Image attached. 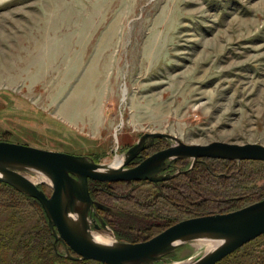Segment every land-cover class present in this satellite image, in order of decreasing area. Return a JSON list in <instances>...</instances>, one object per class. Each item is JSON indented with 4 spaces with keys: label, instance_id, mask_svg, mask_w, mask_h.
Wrapping results in <instances>:
<instances>
[{
    "label": "rangeland",
    "instance_id": "rangeland-1",
    "mask_svg": "<svg viewBox=\"0 0 264 264\" xmlns=\"http://www.w3.org/2000/svg\"><path fill=\"white\" fill-rule=\"evenodd\" d=\"M146 132L188 144L264 145V0H0V140L108 164ZM152 145L157 151L177 141L155 138ZM200 159H172L168 181L179 191H194L199 183L204 201L183 203L149 181L119 192L94 189L95 201L118 210L125 224L159 226L120 239L110 215L107 227L95 226L103 215L94 205L92 232L144 240L166 225L264 196V161ZM202 168L207 174L197 182ZM24 173L52 193L36 180L39 174ZM9 207L0 204V232L11 239L0 247V264H75L56 239L61 256L42 260L27 234L41 214L29 208L20 215ZM200 240L152 264L191 261L206 252ZM18 243L25 249L17 251ZM221 263L264 264V235Z\"/></svg>",
    "mask_w": 264,
    "mask_h": 264
},
{
    "label": "water",
    "instance_id": "water-1",
    "mask_svg": "<svg viewBox=\"0 0 264 264\" xmlns=\"http://www.w3.org/2000/svg\"><path fill=\"white\" fill-rule=\"evenodd\" d=\"M173 138L177 145L157 151L139 164L129 167L142 150L155 138ZM220 158L229 160L264 161V145L212 141L207 144H188L163 132H146L132 145L120 167L96 162L87 155L43 149L27 144L0 140V181L37 199L48 218L56 241L65 243L68 256L74 259L96 260L101 264H152L182 243L194 239L221 241L212 250L191 260L190 264H216L249 241L264 234V199L226 213H213L183 219L155 236L138 242L114 240L103 243L95 240L90 211L95 201L89 181H158L171 178L162 175L167 160ZM41 174L50 180L49 195L24 172ZM78 217L80 222L72 219ZM98 228V224L95 225ZM73 250L77 255L70 254Z\"/></svg>",
    "mask_w": 264,
    "mask_h": 264
},
{
    "label": "trees",
    "instance_id": "trees-1",
    "mask_svg": "<svg viewBox=\"0 0 264 264\" xmlns=\"http://www.w3.org/2000/svg\"><path fill=\"white\" fill-rule=\"evenodd\" d=\"M207 160H217L218 161L220 159H216V158L215 159H209L208 158ZM221 160L228 161L231 163H236V161H234V160H228V159H221ZM200 162H203V161H200ZM199 173H200V176L199 177L196 176V178H195L196 181L198 180L197 182L202 181L201 178L205 174H207V173H205V170L203 168L200 169ZM190 180H192V179H190ZM131 184L132 183H130L129 181H120V182H107V181L95 182L94 181L90 184V188H91V190L94 188V189H96V191H100L103 193H110V192H119V190L123 189V187L125 188L126 185L131 186ZM162 186L166 187L167 190H171L172 196H174V197L178 196L179 200H181V202H183V203L185 202L186 204H190V202L192 200H194L193 203H195V200H203V201L205 200L204 199L205 196L202 193L201 194L199 193V191H200L199 190V183L196 185V188L194 191H192V190L179 191V189L177 190V187L174 185V183H171V181H167V182L165 181V182L161 183V187ZM92 195H93V193H92ZM2 196H6V197H8V199L3 201L1 199ZM263 198H264V196L260 197L259 199H256L253 202H256V201L263 199ZM0 204L5 205V207L11 206L9 208L14 209L15 213L19 212L20 215H22V213H24L26 211H29V208H33L36 213L41 214V222L38 223L36 226H34V228L30 232L27 233L31 236L33 235L32 237H34V238L31 237L30 241L32 242V244L34 243V245L36 246L37 252L41 253L40 257L42 260L48 261V260H52L53 257H54L53 259H55V258L57 259L58 255L61 256V254L57 251V249L54 245L55 237L52 234V231L49 227L48 218L46 216V213H45L41 203L37 199L20 192L19 190H17L15 187H13L12 185H10L8 183L0 181ZM215 204L218 207L223 205L222 202H218ZM248 204H250V203H248ZM248 204H246V205H248ZM246 205H242L240 207L233 208L230 211L237 210V209L242 208ZM230 211H221V213L230 212ZM207 214H211V213H207ZM203 215H205V214H203ZM111 217H112V224L116 226L118 233H119L118 236L120 239L122 237H124L122 233L129 235L130 234L129 232L133 231L132 232L133 235L134 234L146 235V234H148L149 231L152 230V228L159 226L154 222H148V223L146 222V223H143L141 225H137L134 227L131 224H129V225L125 224L124 219H122L119 214L111 215ZM172 224L166 225L164 227V229L167 228L168 226L172 225ZM1 230L2 229H0V231ZM151 237H153V236H151ZM151 237H148L146 239H149ZM8 238H9V236H8ZM146 239H144V240H146ZM128 240H129V238H128ZM129 241H141V240H139L138 238L135 237ZM9 242H11V239H7V235L5 234V232H0V247L2 248V250H4L3 248H5L6 246L8 247ZM30 243L28 242L25 245L28 246V245H30ZM60 244L62 245V243H60ZM19 247L25 249V247L20 246V244L18 243V248H17L18 250L16 249L17 251H19V250L22 251V249ZM29 251H30V249H27V251H25V252L29 253ZM56 253L58 254L57 256H56ZM225 258H227V257H225ZM225 258L217 264H224L221 262H224ZM87 260L88 259H73V263L82 264V263H85ZM234 264H238V263H234Z\"/></svg>",
    "mask_w": 264,
    "mask_h": 264
},
{
    "label": "flooded vegetation",
    "instance_id": "flooded-vegetation-1",
    "mask_svg": "<svg viewBox=\"0 0 264 264\" xmlns=\"http://www.w3.org/2000/svg\"><path fill=\"white\" fill-rule=\"evenodd\" d=\"M152 147H153V145H151V146H149V147H147V148H145L144 150H142L141 152H140V154L136 157V158H134V160H132L131 161V163L129 164V165H127V166H129V167H132V166H135V165H137V164H139L142 160H144L146 157H148V156H150V155H152L153 153H155V152H157V151H160V150H163V149H166V148H168V147H166V148H163V149H160V150H155V151H150V149H152ZM202 159V158H201ZM200 159V160H201ZM176 160V159H175ZM174 160H172V159H168L166 162H167V164H168V166L161 172V174L162 175H167V174H170L171 172H173L174 170H173V167L175 166L174 164V162H173ZM172 178V177H171ZM171 178H168V179H165V180H158V181H150V180H139V181H129L130 183H132V182H146V181H149V182H154V183H157V184H161V183H163V182H165V181H168V180H170ZM98 182V181H96V180H90L89 181V189H90V193H91V196H92V198L94 199V200H96L95 199V195L93 194L92 195V193L94 192V188L91 190V188H90V184L92 183V182ZM120 182V181H119ZM92 191V192H91ZM97 207H98V211L100 212V214L101 215H103V218L101 219V222H100V224H98V229H100V228H102V227H100V226H104V227H107V224H110V217H108V215H116V214H118L119 213V211L118 210H115V209H112L111 207H109V208H107V207H105L104 205H96ZM102 213H104V214H102ZM108 214V215H107ZM211 214H213V213H211ZM205 215H207V214H205ZM177 223V222H176ZM175 224V223H174ZM173 225V224H172ZM171 226V225H170ZM169 227V226H168ZM166 229V228H165ZM163 231V230H162ZM160 233V232H159ZM102 235V234H101ZM262 235H264V234H262ZM262 235H260V236H262ZM260 236H258L257 238H259ZM111 238H114L113 236H110ZM115 239V238H114ZM256 239V238H255ZM255 239H253V240H255ZM147 240V239H146ZM253 240H251V241H253ZM141 241H143V240H141ZM251 241H249L248 243H246V244H244L242 247H240V248H238L237 250H235V251H238L239 249H241V248H243L244 246H246L247 244H249ZM63 242V241H62ZM128 242H138V241H128ZM64 243V242H63ZM64 245H65V243H64ZM65 247H66V245H65ZM73 251V250H72ZM234 251V252H235ZM74 252V251H73ZM234 252H232V253H234ZM231 253V254H232ZM77 255V254H76ZM230 255V254H229ZM229 255H227V256H229ZM226 256V257H227ZM225 258V257H224ZM223 258V259H224ZM222 259V260H223ZM222 260H220V261H222ZM220 261H218L217 263H219ZM101 263V262H100ZM216 263V264H217ZM181 264H183V263H181ZM185 264V263H184Z\"/></svg>",
    "mask_w": 264,
    "mask_h": 264
},
{
    "label": "bare ground",
    "instance_id": "bare-ground-1",
    "mask_svg": "<svg viewBox=\"0 0 264 264\" xmlns=\"http://www.w3.org/2000/svg\"><path fill=\"white\" fill-rule=\"evenodd\" d=\"M123 161H124V157L119 156L115 159L114 162L108 163V165H109V167H120L122 165ZM30 179L33 181V178H30ZM36 180L37 181H43L45 183H50V180L41 174H39V176ZM72 220L76 223L80 222L78 217H74ZM93 234H94L95 240H97L99 242L112 243L115 240L114 238H111V237H108L105 235H101V234H97V233H93ZM200 241H202V243L205 244L206 252L209 250H212L214 247H216L218 244L221 243V241H217V240L210 239V238L209 239H203ZM186 262H187V264H190L192 261H186ZM186 262H184V263L186 264Z\"/></svg>",
    "mask_w": 264,
    "mask_h": 264
}]
</instances>
